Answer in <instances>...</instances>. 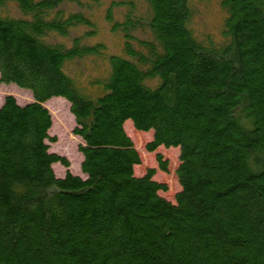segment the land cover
<instances>
[{"label": "trees", "instance_id": "1", "mask_svg": "<svg viewBox=\"0 0 264 264\" xmlns=\"http://www.w3.org/2000/svg\"><path fill=\"white\" fill-rule=\"evenodd\" d=\"M63 1L0 0V81L33 95L0 104V264H264V0H222L223 45L193 33V0H147L148 21L113 23L123 54L97 93L67 65L105 45ZM53 97L70 103L85 177L54 171L70 161L50 151ZM129 124L152 132L146 151L179 150L173 197L157 167L137 173Z\"/></svg>", "mask_w": 264, "mask_h": 264}, {"label": "rangeland", "instance_id": "2", "mask_svg": "<svg viewBox=\"0 0 264 264\" xmlns=\"http://www.w3.org/2000/svg\"><path fill=\"white\" fill-rule=\"evenodd\" d=\"M193 6L194 14L190 20V28L193 33L202 40L210 38L219 45L227 43L228 37L223 32L227 11L222 6V0H193ZM61 8L66 12L75 11L86 14L93 21L95 32L86 37L85 42L89 44L103 43L105 45L106 54L88 55L75 59L67 65L69 72L76 76L87 92L97 93L100 89L92 86L90 80L108 75L110 70L108 55L123 54L124 36L120 30L113 29V23L123 21L128 14L148 21L151 16L148 2L147 0H64ZM12 10L13 8H10V11ZM109 15L111 18L108 17ZM87 30V27L79 25L71 31L70 36H61L60 38L70 43L74 36L82 35ZM132 32L140 39L151 37V31L146 23L137 26ZM8 94L14 95L17 101L22 104L33 100L30 90L19 87L15 83H2L0 81V104ZM44 105L50 110L53 119L49 133L57 138L54 142L48 141L50 151L63 155L70 161L68 167L60 162L54 163L53 168L56 175L63 176L69 170L85 177L81 170L83 155L78 149L81 138L73 132L76 121L71 113L70 103L62 97H53ZM126 129L143 157V163L136 167L137 173H144L149 166L157 167L158 177L168 181L170 185L167 195L173 197L179 189V183L174 174L179 150L176 148L166 149L161 146L155 152L150 153L145 150V144L152 138V132H136L131 124L127 125ZM157 152L163 153L169 159V173L160 171L156 160Z\"/></svg>", "mask_w": 264, "mask_h": 264}]
</instances>
